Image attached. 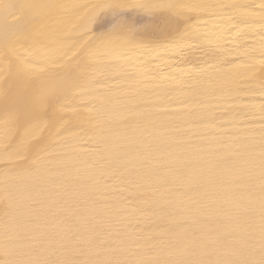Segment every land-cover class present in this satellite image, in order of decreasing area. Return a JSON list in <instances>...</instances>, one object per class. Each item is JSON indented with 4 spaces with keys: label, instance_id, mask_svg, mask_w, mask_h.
<instances>
[{
    "label": "bare ground",
    "instance_id": "1",
    "mask_svg": "<svg viewBox=\"0 0 264 264\" xmlns=\"http://www.w3.org/2000/svg\"><path fill=\"white\" fill-rule=\"evenodd\" d=\"M264 0H0V264H264Z\"/></svg>",
    "mask_w": 264,
    "mask_h": 264
},
{
    "label": "snow or ice",
    "instance_id": "2",
    "mask_svg": "<svg viewBox=\"0 0 264 264\" xmlns=\"http://www.w3.org/2000/svg\"><path fill=\"white\" fill-rule=\"evenodd\" d=\"M261 19L264 20V16H262Z\"/></svg>",
    "mask_w": 264,
    "mask_h": 264
}]
</instances>
